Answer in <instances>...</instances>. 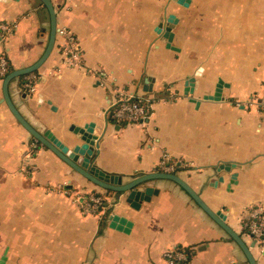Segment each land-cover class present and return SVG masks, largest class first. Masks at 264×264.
<instances>
[{
	"label": "crops",
	"instance_id": "1",
	"mask_svg": "<svg viewBox=\"0 0 264 264\" xmlns=\"http://www.w3.org/2000/svg\"><path fill=\"white\" fill-rule=\"evenodd\" d=\"M51 1L58 31L37 89L27 94L20 77L9 85L19 111L69 150L84 143L73 128L93 125L90 165L124 181L155 172L165 156L176 161L175 173L224 212L264 264L241 226L247 208L264 204V107L249 105L264 98V0ZM0 23L14 27L0 34L11 71L42 56L50 34L42 1L0 0ZM62 29L79 40L83 66L66 61ZM4 78L0 264H168L167 251L180 247L192 264H250L178 183L150 180L141 187L154 193L133 205L127 192H107L47 147L34 149L5 101ZM117 89L152 101L147 127L113 117ZM88 193H106L107 208L87 213L77 197Z\"/></svg>",
	"mask_w": 264,
	"mask_h": 264
},
{
	"label": "water",
	"instance_id": "2",
	"mask_svg": "<svg viewBox=\"0 0 264 264\" xmlns=\"http://www.w3.org/2000/svg\"><path fill=\"white\" fill-rule=\"evenodd\" d=\"M42 1L49 10L50 13V34L47 47L42 54V56L32 65L23 67L20 69H14L10 71L4 78L3 90L5 101L17 119V121L33 136L34 139L39 141L44 147L52 150L56 155H58L63 161L69 164L73 169L82 174L89 181L97 185L98 187L116 191V192H127L129 200L133 205H136L135 201L149 199L151 194L154 193L153 187H141L144 183L153 179H169L178 183L183 189L189 193V195L195 200V202L221 227L226 233L239 245L243 253L247 257L250 264H258V261L251 249L252 245H249L243 238V235L235 231L226 221V215L223 211H215L202 199L199 193H197L184 179H182L178 174L171 172H161L155 171L151 173H144L133 177L129 181H124V177L118 174H109L97 167L90 165L92 161V151L94 146L97 145L95 140L96 135L93 134V125L87 126L85 129L74 127L73 130L78 134L79 138L84 141L82 149L78 146L73 150H69L51 130H46L41 132L37 130L19 111L17 106L12 101L9 94L10 83L21 76L27 75L29 73L38 70L42 64L47 60L51 54L58 31L57 27V14L53 2L51 0H40ZM181 2L187 4L188 0H180ZM168 21L171 23L176 22V19L171 17ZM171 27H167L164 36L170 40L172 33ZM146 88V87H145ZM220 92L218 91L216 95L208 96L210 99H219ZM86 150V152H85ZM81 155V157H80ZM227 168V167H226ZM228 169V168H227ZM114 220L118 219V216L112 217Z\"/></svg>",
	"mask_w": 264,
	"mask_h": 264
},
{
	"label": "built area",
	"instance_id": "3",
	"mask_svg": "<svg viewBox=\"0 0 264 264\" xmlns=\"http://www.w3.org/2000/svg\"><path fill=\"white\" fill-rule=\"evenodd\" d=\"M13 30V25L0 23V34L3 38L12 35ZM61 33L66 37V42L62 47L66 61L71 65L83 66L84 54L79 40L68 29H62ZM10 71L8 58L4 54L0 55V76L5 77ZM39 79L40 75L36 71L24 75L23 85L27 94H33L36 91ZM255 104L264 107V98H256L249 103L250 106ZM111 110L113 117L118 121L137 123L147 127L152 117V101L132 92L117 89L116 96L111 103ZM39 145L42 144L34 139L33 148L36 149ZM31 156L32 154H29V157ZM177 169V162L165 156L156 171L175 173ZM106 193H88L85 196L79 195L77 198L82 201L83 209L87 213H95L106 209L109 205ZM241 226L244 233L252 238L260 254L264 256V204L251 205L247 208L241 217ZM191 253V250L184 247L172 249L166 253L167 262L168 264H192Z\"/></svg>",
	"mask_w": 264,
	"mask_h": 264
},
{
	"label": "trees",
	"instance_id": "4",
	"mask_svg": "<svg viewBox=\"0 0 264 264\" xmlns=\"http://www.w3.org/2000/svg\"><path fill=\"white\" fill-rule=\"evenodd\" d=\"M20 78H22V80H24V76H21ZM98 192H100V191H98ZM107 192H112V191H110V190H107ZM193 256V254L191 253V257Z\"/></svg>",
	"mask_w": 264,
	"mask_h": 264
}]
</instances>
